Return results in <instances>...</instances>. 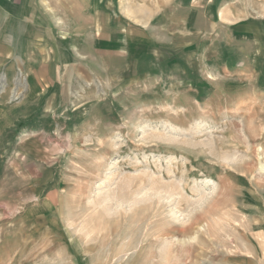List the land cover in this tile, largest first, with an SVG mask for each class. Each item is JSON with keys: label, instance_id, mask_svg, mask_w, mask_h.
I'll return each mask as SVG.
<instances>
[{"label": "rangeland", "instance_id": "obj_1", "mask_svg": "<svg viewBox=\"0 0 264 264\" xmlns=\"http://www.w3.org/2000/svg\"><path fill=\"white\" fill-rule=\"evenodd\" d=\"M67 2L0 18V264L264 261V0Z\"/></svg>", "mask_w": 264, "mask_h": 264}, {"label": "crops", "instance_id": "obj_2", "mask_svg": "<svg viewBox=\"0 0 264 264\" xmlns=\"http://www.w3.org/2000/svg\"><path fill=\"white\" fill-rule=\"evenodd\" d=\"M53 1L57 0H0V18H2L5 13L18 16L31 14L43 15L45 14V7L56 5L53 4ZM84 2L85 0H70V2H67V5L71 6V8L77 6L81 7V10L77 8L71 11L73 14L94 15L99 13V0H87L86 3ZM84 7L86 8L85 10H83ZM228 264H264V261L250 262L244 259L236 260Z\"/></svg>", "mask_w": 264, "mask_h": 264}]
</instances>
